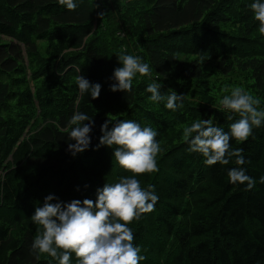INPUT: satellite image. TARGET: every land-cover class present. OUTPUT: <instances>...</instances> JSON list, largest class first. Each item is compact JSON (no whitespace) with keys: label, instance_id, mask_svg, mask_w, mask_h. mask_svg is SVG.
Wrapping results in <instances>:
<instances>
[{"label":"trees","instance_id":"1","mask_svg":"<svg viewBox=\"0 0 264 264\" xmlns=\"http://www.w3.org/2000/svg\"><path fill=\"white\" fill-rule=\"evenodd\" d=\"M74 2L69 11L58 0H0V264H58L31 253L35 208L48 195L95 201L105 183L131 175L113 149H97L107 118L158 132L159 170L137 178L159 200L130 225L146 257L141 264H264V122L246 142L230 141L243 149L240 166L234 157L206 166L183 136L184 127L209 118L230 132L239 116L221 108L231 93L223 85L243 88L264 109V34L250 8L256 0H104L102 9L96 0ZM120 54L152 69L151 77L137 74L128 93L110 90ZM78 75L101 86L99 98L80 94ZM153 80L165 97L158 103L146 92ZM170 89L184 95L175 111L165 107ZM76 112L94 126L89 148L73 157L65 129ZM236 167L255 180L251 190L229 182Z\"/></svg>","mask_w":264,"mask_h":264},{"label":"clouds","instance_id":"2","mask_svg":"<svg viewBox=\"0 0 264 264\" xmlns=\"http://www.w3.org/2000/svg\"><path fill=\"white\" fill-rule=\"evenodd\" d=\"M58 3L69 11L77 8L74 0H58ZM250 8L254 19L259 22L258 31L264 34V3L256 0ZM117 57L122 66L114 70L112 92H131L137 74L151 77L152 69L141 57L127 54ZM75 79L81 95L90 94L93 100L99 98V84L90 83L82 75ZM161 88L162 84L156 80L148 84L146 92L151 93V102L165 100ZM169 91L165 107L175 111L182 106L177 101H183L184 95H178L171 89ZM223 91L227 92L228 89ZM260 103L259 98L240 87L233 88L230 95H224L219 101L222 109L239 116L231 124L230 132L215 126L212 118L194 121L183 129L188 151L202 155L206 166L227 165L233 157L236 165H244L243 149H232L230 141L246 142L252 136L253 128L261 126L264 109H260ZM228 118L232 119V115ZM109 124L113 125L110 130ZM93 126V118L86 113L76 112L68 121L65 130L71 129L68 139L74 143L68 144V151L73 157L89 148ZM101 132L97 149L101 146L113 149L115 161L131 175L114 184L105 183L102 189H97L95 201L84 199L82 202L73 200L64 203L54 195L46 196L43 206H37L31 216L38 226L31 246L36 260L44 254L58 261V264H71L73 254L76 264H141L146 259L140 254L141 248L134 244L135 237L130 225L139 221L143 214L154 211L159 200L154 186L144 188L137 178L159 170L156 159L161 151L160 143L156 140L158 132L151 126L142 127L134 120L113 122L109 118L101 126ZM228 177L234 185L246 184L245 190H251L255 185V180L242 167L230 169ZM260 182L264 183V177ZM54 200L57 202L53 203Z\"/></svg>","mask_w":264,"mask_h":264},{"label":"rangeland","instance_id":"3","mask_svg":"<svg viewBox=\"0 0 264 264\" xmlns=\"http://www.w3.org/2000/svg\"><path fill=\"white\" fill-rule=\"evenodd\" d=\"M96 2L98 3V5H99V7H98V9H102V8H100L101 7V5L103 4V2H104V0H96ZM120 31V30H119ZM118 31V32H119ZM124 33V32H123ZM122 32H119L117 35L119 36V37H121V38H124V36L123 35H121V34H123ZM125 34V33H124ZM213 65H214V63H208L207 64V66L209 67V68H212L213 67ZM225 88H227V85H223L222 86V90H224ZM233 88H235V87H233ZM233 88H228V90L231 92V90L233 89ZM241 88V87H240ZM241 89H243V88H241ZM224 92V91H223ZM222 108V107H221ZM224 110V109H223Z\"/></svg>","mask_w":264,"mask_h":264},{"label":"built area","instance_id":"4","mask_svg":"<svg viewBox=\"0 0 264 264\" xmlns=\"http://www.w3.org/2000/svg\"><path fill=\"white\" fill-rule=\"evenodd\" d=\"M123 33V32H122ZM121 35H123L124 37H125V34L123 33V34H121Z\"/></svg>","mask_w":264,"mask_h":264}]
</instances>
